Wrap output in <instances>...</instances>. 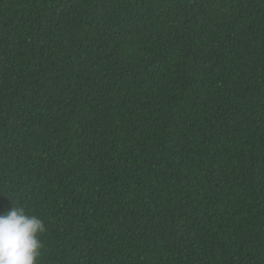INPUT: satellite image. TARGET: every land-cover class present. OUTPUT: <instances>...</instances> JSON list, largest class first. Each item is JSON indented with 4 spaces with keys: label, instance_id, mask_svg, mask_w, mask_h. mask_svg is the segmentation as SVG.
I'll return each instance as SVG.
<instances>
[{
    "label": "trees",
    "instance_id": "trees-1",
    "mask_svg": "<svg viewBox=\"0 0 264 264\" xmlns=\"http://www.w3.org/2000/svg\"><path fill=\"white\" fill-rule=\"evenodd\" d=\"M37 264H264V0H0V212Z\"/></svg>",
    "mask_w": 264,
    "mask_h": 264
},
{
    "label": "clouds",
    "instance_id": "clouds-1",
    "mask_svg": "<svg viewBox=\"0 0 264 264\" xmlns=\"http://www.w3.org/2000/svg\"><path fill=\"white\" fill-rule=\"evenodd\" d=\"M44 222L23 207L0 212V264H37Z\"/></svg>",
    "mask_w": 264,
    "mask_h": 264
}]
</instances>
